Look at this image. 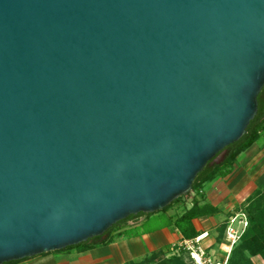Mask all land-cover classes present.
<instances>
[{"label": "water", "instance_id": "95a60500", "mask_svg": "<svg viewBox=\"0 0 264 264\" xmlns=\"http://www.w3.org/2000/svg\"><path fill=\"white\" fill-rule=\"evenodd\" d=\"M264 87V0H0V264L192 190Z\"/></svg>", "mask_w": 264, "mask_h": 264}, {"label": "trees", "instance_id": "16d2710c", "mask_svg": "<svg viewBox=\"0 0 264 264\" xmlns=\"http://www.w3.org/2000/svg\"><path fill=\"white\" fill-rule=\"evenodd\" d=\"M264 133V87L258 96V113L256 117L250 122L243 138L228 146L224 150V158L220 163L212 160L206 167L198 174L192 185L191 193L194 194L190 207L186 208L180 215L168 217L172 223V229L180 236L181 241H195L202 236V233L197 231L194 226V221L201 218H217L220 215V210L209 203L206 195L203 192L204 187L215 181L216 179H225L234 171L235 162L238 156L245 150L252 147ZM182 196L176 201L168 205L161 212H167L173 205L179 204L183 198ZM238 211V212H237ZM242 214L248 221V227L242 236L240 243L232 250L228 264H254L253 259L260 257L264 261V190H255L250 197L234 210L233 215ZM145 214H138L137 216H130L126 220L119 222L111 229H109L102 237H97L88 242L69 247L63 251L77 250L78 252H85L94 249L98 246H105L111 242L115 233L121 231L122 225L129 221H137L141 217H146ZM230 218V217H229ZM228 219L223 222L222 232L224 234ZM226 224V225H225ZM123 232V231H122ZM120 232V233H122ZM119 233V234H120ZM118 234V235H119ZM172 257H168L164 250H157L145 256L139 261H129L125 264H189L186 261V255L181 249L176 248ZM29 259H25L26 261ZM23 261L11 262L8 264H18ZM191 264L193 261L189 258Z\"/></svg>", "mask_w": 264, "mask_h": 264}, {"label": "rangeland", "instance_id": "374dc122", "mask_svg": "<svg viewBox=\"0 0 264 264\" xmlns=\"http://www.w3.org/2000/svg\"><path fill=\"white\" fill-rule=\"evenodd\" d=\"M256 146H257V143L252 147L250 151H248V153L253 152V151L255 152L254 158H256L259 154L256 151ZM224 155L225 153L223 154V158H224ZM222 159L216 160L215 162L220 163ZM259 160H260V157H259ZM234 171L235 172L231 177H228L225 179H220V178L216 179L215 183L218 186V190H216L215 187H212L210 183L207 184L203 189V192L206 195V199L208 198L210 202L214 203L217 196L223 195L225 194V192L228 191L229 193L233 194L232 196L228 197V199L237 200V160L235 162ZM260 188L262 189V186ZM193 196L194 194L192 193L186 196L185 198H183V200L179 204L173 205L165 213L159 211L153 214H148L146 217H141L136 222L135 221L127 222L125 225H122L120 227L121 229H123L126 226L123 232L120 233L121 234L120 236L114 235L110 243H108L105 246H98V248L96 247L97 248L96 251L92 253L84 252L82 255L80 254L79 257L81 259L74 258L67 262H64V261L59 262V257L57 254L60 252H64L63 250L47 253L41 256H45L44 261L46 264H125L124 262L129 261V260L139 261L144 257L143 254H140V253H142L143 251L146 252L148 247L152 246L151 241L157 236H159L160 234L165 235V237L168 238L169 243H176V237H174V234L171 232L172 223L168 217L178 216L186 208H189ZM237 208L239 207L237 206ZM239 214L240 213H238V215ZM224 220L225 218L211 220V222L214 225L211 226V228L209 229V232L205 234L204 239H202L199 243L201 248H203L206 251L207 257L211 256L210 254H208V251L211 249L216 252L222 249L223 251L221 255L223 256V252L225 250L224 249L225 242H224V234L221 232H222V227L224 226L223 223H225L223 222ZM203 226L204 228L209 227V225L206 223L203 224ZM237 228H239L238 223H237ZM240 240L237 243V245L240 243ZM135 246L144 247L145 250H143L142 252L141 251L136 252L134 249ZM188 246L191 247V245H188ZM176 248L181 249V252L183 254H187L190 252L187 249H184L183 247H181L180 245L179 246L175 245L168 249L166 248L164 251L167 253L168 257L169 256L172 257L175 252L174 250ZM50 254H56V255H51V257H47V256H50ZM187 255H186V261L189 264H191L189 261V258L191 259L190 254L188 257ZM214 256H215V253H214ZM217 260H220V258ZM253 262L254 264H264V261L260 257H255L253 259Z\"/></svg>", "mask_w": 264, "mask_h": 264}, {"label": "crops", "instance_id": "0c3cea01", "mask_svg": "<svg viewBox=\"0 0 264 264\" xmlns=\"http://www.w3.org/2000/svg\"><path fill=\"white\" fill-rule=\"evenodd\" d=\"M256 143H257L256 151L259 154L256 158H254L255 152L253 151V152L248 153V151H250ZM256 143L252 147H250L249 149H247L243 153H241L237 158V200H233V199L229 200L228 197L232 196L233 194L229 193L228 191L225 192V194H223V195L217 196L214 203L210 202L207 198V201L209 203L216 206L220 210V215L217 218H212V219L201 218V219L194 221V226H195L196 230L201 232L202 236H205V234H207V232H209V229L211 228V226L214 225L211 222V220L220 219V218L228 219L229 217L231 218L232 216H234L233 213H234V210L237 208V206L239 207L241 204H243L250 197V195L253 193V191L264 190V133L260 136L259 140ZM246 153H248V154H246ZM241 155L242 156L245 155V156H243V158H242ZM259 157H260V160H259ZM241 158H242V160H241ZM234 168H235V166H234ZM234 172L235 171H233V173L228 177H231L234 174ZM215 181L211 182L210 184L212 185V187H215L216 190H218V186L216 185ZM261 186H262V189L260 188ZM205 223L208 224L209 227L204 228L203 224H205ZM125 228H126V226H125ZM125 228H123L121 231L115 233L114 235H118ZM171 232L174 234V237H176V243H169L168 238H166L165 235L160 234L159 236H157L156 238H154L151 241L152 246L148 247L146 252L143 251V250H145L144 247L135 246L134 249L136 252H139V251L142 252L143 251L140 254H143V256L145 257V256H147V255H149L152 252L157 251V250H165L166 248L168 249V248H171L175 245L181 246V244L184 241H181L180 236L173 229L171 230ZM120 235L121 234H119V236ZM97 248L90 249L87 252L85 251V253H92V252L96 251ZM222 251L223 250L221 249V250L216 252V251L211 249L208 251V254L211 255L210 258L212 259V261L214 260V262H224L225 250L223 252V256L221 255ZM83 253L84 252H78L75 250H70V251L60 252L57 255L59 257V262L60 261L67 262V261L74 259V258L75 259H81L79 256H80V254L82 255ZM214 253H215V256H214ZM51 255H56V254H50V256H47V257H51ZM44 257L45 256L33 257V258H30L29 260L20 262L18 264H46L44 261V259H45ZM214 257H216V258H214ZM219 258H220V260H217ZM228 260H229V258H228ZM228 260H227V264H228ZM129 261H132V260H129ZM129 261H126V262H129ZM126 262H124V263H126Z\"/></svg>", "mask_w": 264, "mask_h": 264}, {"label": "built area", "instance_id": "2783aa9c", "mask_svg": "<svg viewBox=\"0 0 264 264\" xmlns=\"http://www.w3.org/2000/svg\"><path fill=\"white\" fill-rule=\"evenodd\" d=\"M237 223L239 224V228H237ZM247 227L248 221L242 214H235L228 220V224L224 232V262H214L210 257H207L206 251L199 245L201 241L200 237L195 241H184L181 244V247L190 251L189 254L194 264H227V260L232 250L237 246V243ZM188 245H191V247Z\"/></svg>", "mask_w": 264, "mask_h": 264}, {"label": "bare ground", "instance_id": "6f19581e", "mask_svg": "<svg viewBox=\"0 0 264 264\" xmlns=\"http://www.w3.org/2000/svg\"><path fill=\"white\" fill-rule=\"evenodd\" d=\"M204 237H205V236H201V237H200V240L204 239Z\"/></svg>", "mask_w": 264, "mask_h": 264}]
</instances>
